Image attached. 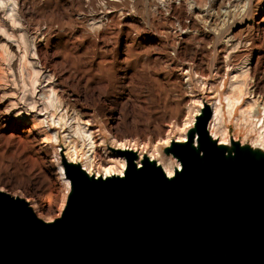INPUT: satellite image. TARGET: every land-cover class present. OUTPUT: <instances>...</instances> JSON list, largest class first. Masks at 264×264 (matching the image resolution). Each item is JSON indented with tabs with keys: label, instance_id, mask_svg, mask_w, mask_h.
I'll list each match as a JSON object with an SVG mask.
<instances>
[{
	"label": "rangeland",
	"instance_id": "rangeland-1",
	"mask_svg": "<svg viewBox=\"0 0 264 264\" xmlns=\"http://www.w3.org/2000/svg\"><path fill=\"white\" fill-rule=\"evenodd\" d=\"M0 20V189L43 217L57 218L56 165L77 117L105 141L97 162L120 157L106 149L113 140L150 152L178 134L195 99L218 98L230 83L241 100L224 125L228 138L252 144L235 122L246 105L256 128L264 123V0H0ZM51 96L62 129L51 123Z\"/></svg>",
	"mask_w": 264,
	"mask_h": 264
},
{
	"label": "water",
	"instance_id": "water-1",
	"mask_svg": "<svg viewBox=\"0 0 264 264\" xmlns=\"http://www.w3.org/2000/svg\"><path fill=\"white\" fill-rule=\"evenodd\" d=\"M203 102L168 177L130 149L122 176L95 177L60 153L65 205L51 222L0 191V264H264V147L209 132Z\"/></svg>",
	"mask_w": 264,
	"mask_h": 264
},
{
	"label": "bare ground",
	"instance_id": "bare-ground-1",
	"mask_svg": "<svg viewBox=\"0 0 264 264\" xmlns=\"http://www.w3.org/2000/svg\"><path fill=\"white\" fill-rule=\"evenodd\" d=\"M3 27H4L3 21L0 20V30L3 29ZM7 61H9V60H6V62ZM29 72H31V71H29ZM240 74L244 75L246 77V74L244 71H242V73H239V75ZM230 78H232V77H230ZM242 78H244V77L242 76ZM233 79H231V80H233ZM34 82H35V77L31 76L30 85H33ZM234 82H235V80H234ZM26 84L27 83H24L23 81L21 82V89L22 90L27 87ZM234 84H231V83L229 84V91L226 94H223L222 96H220L218 98H213V100H211V101L207 100L208 101L207 104L210 105L212 108V117H211V120L209 123V130H210V133L212 134V136H214L216 133L219 134V142H221V143H227L228 142L227 131H226V128L224 125L230 119V117L232 116L233 110L236 108V106L240 103V100H241V97L238 94L233 93L234 91H236V92L238 91V87H236ZM236 84H238V83H236ZM243 85L244 84L242 83V86ZM240 87H241V85H240ZM238 92L240 94V91H238ZM56 101H57V98L54 96L53 97L51 96L49 98V103L52 105V107L54 109V111L51 114L52 120L51 119L50 120H51V123L53 125L58 126V128L62 129L63 127H65L67 125V122L60 124L65 120V116L63 114H57V110L59 109V106H57V104H55ZM203 102L204 101H201V99H195L192 102V105L194 104V106L196 108H194L192 110L191 114L186 118V121L183 122L182 126L176 127L178 134L177 135L176 134L167 135L164 139L160 140V142L153 145L154 147L152 148V150L150 152H148L146 145L140 144L139 146H137L134 142H127L126 140L125 141L113 140L108 145H106V147H107L106 149H108V150L112 149L114 151L130 149L132 151H135L137 153V156H138V163H139V160L141 159L142 155H147V157L149 159L156 161L157 164L161 166V168L163 169V171L165 172V174L168 177H171L173 175L174 169H179V165H178V163L174 162L172 159H170L168 157H163L159 151L158 146H161V147L167 146L169 144L170 139H175L176 141L184 142L186 140L185 139V133H186L187 129H189L192 126L193 121H194V117L196 115H198L199 110L202 108ZM51 105H50V107H51ZM251 110H252L251 104L246 105V107L244 109H240L238 112V118H236L235 122L238 121L240 125H242L244 128H247L246 132L253 133L254 138H253V140H251L252 146H258L260 148H263L264 147V123L262 124L261 129H257L256 128L257 123L255 124L251 120ZM261 110H262L261 119L264 120V106H262ZM74 120H75V118H74ZM79 120L80 119L77 117V119L75 120L76 124H75V126L72 127L73 129H72L71 133L70 134L66 133L64 135L65 140L67 141V144L65 143L66 148H64L65 151L63 152L62 156L66 159V161H68L70 163H75V164L81 165L85 169V171H87L88 174L93 175L95 177L106 178V177H110V176H122L124 168H125L124 159L121 157H118V158L117 157L116 158L110 157L109 159L107 158L109 162H105L104 160H102L101 162H99V161L97 162L96 161L98 159V158L96 159V157L98 155L97 148H99L101 145H104L105 141L103 139H99V142L97 144L96 143L97 140L95 141V139H94L95 136H93V133L89 129L86 128L88 123H89L88 122L89 120L88 121L84 120L85 123H83V125L79 124L80 123ZM259 125H261V120L259 121L257 127H259ZM45 137L49 141L50 140L57 141L56 132H52L50 134H45ZM74 138H76L78 143L81 142L79 146H77L76 143L74 142V140H73ZM104 152H105V150H104ZM112 153L116 154L115 152H112ZM52 155H54L55 161H57V159L59 158L58 153L56 151H54L52 153ZM58 160H60V159H58ZM82 161H83V163H82ZM113 162L118 163V166H119L118 169L115 168V166L113 165ZM56 174H57L58 179L62 182L63 187H64V193L61 196L60 207H59L57 215H56V217L58 218L60 211L62 210V207L64 206V203H65L66 194L68 192V182L63 177L61 164L56 165ZM41 201L47 205H50V203H51V201L49 199H46V198H41ZM29 206L31 207L34 214L39 219H41L45 222H51L52 221L51 218L43 217L42 215L38 214L35 211L33 205H29Z\"/></svg>",
	"mask_w": 264,
	"mask_h": 264
},
{
	"label": "snow or ice",
	"instance_id": "snow-or-ice-1",
	"mask_svg": "<svg viewBox=\"0 0 264 264\" xmlns=\"http://www.w3.org/2000/svg\"><path fill=\"white\" fill-rule=\"evenodd\" d=\"M0 191H3V189H0Z\"/></svg>",
	"mask_w": 264,
	"mask_h": 264
}]
</instances>
